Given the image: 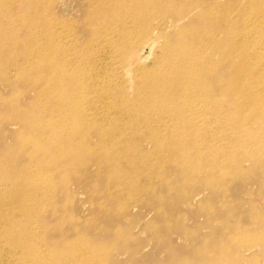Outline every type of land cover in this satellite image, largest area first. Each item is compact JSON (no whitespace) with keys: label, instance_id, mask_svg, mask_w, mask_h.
Masks as SVG:
<instances>
[{"label":"rangeland","instance_id":"1","mask_svg":"<svg viewBox=\"0 0 264 264\" xmlns=\"http://www.w3.org/2000/svg\"><path fill=\"white\" fill-rule=\"evenodd\" d=\"M225 1L217 5L216 0H192L205 13L212 11L219 23L226 17ZM110 17L119 26L125 21L133 26L136 34L130 36L144 43L140 54L141 47H130L129 35L108 40L125 70L110 100L121 113L123 104H135L129 126L124 125L133 133H125L126 138L118 132L124 126L109 125L100 117L94 118V125L93 117L83 119L85 124L70 117L68 122L64 110L75 111V103L82 104L88 92L75 97L82 84L73 85L69 78L58 82L63 63L45 55L61 54V47L51 45L48 37L57 31L87 56L105 36V23L102 27L99 21ZM211 23L205 14L193 16L181 0H0V229L15 239L0 260L264 264V86L256 83L262 68L235 67L238 59L219 60L207 46L202 59L209 69L180 72L173 67L160 72L167 85L152 88V96L165 102L158 114L150 110L148 116L177 120L176 130L147 126L141 122L143 109L137 107L141 91L149 90L136 87V77L157 73L159 64L168 66L173 59L185 60L193 40L207 36ZM215 29L208 30L214 39L221 35ZM235 32L247 31L236 27ZM242 45L236 49L254 51ZM78 60L76 54L73 66L83 67L84 60ZM189 73L202 80L193 91L184 88L191 85ZM244 76L255 86L247 94L235 85ZM88 83L87 89L96 85ZM186 92L190 101L201 100L206 106L193 114L195 127L187 122L189 102L178 104ZM240 97L249 104H240ZM97 108L92 103L87 112ZM224 121L231 131H224ZM240 122L248 124L240 128ZM197 133L198 149L194 143H179L180 135L191 138ZM146 135L168 138L172 144L162 148ZM134 146L139 152L132 153ZM31 226L35 231L28 229ZM25 247L34 254L28 261Z\"/></svg>","mask_w":264,"mask_h":264},{"label":"bare ground","instance_id":"2","mask_svg":"<svg viewBox=\"0 0 264 264\" xmlns=\"http://www.w3.org/2000/svg\"><path fill=\"white\" fill-rule=\"evenodd\" d=\"M181 1L183 4L189 5V7L191 9V13L193 14V16H197L198 14H200V15L205 14L207 17H209L212 20V23L214 22L213 24L211 23L212 25L210 24L209 29L212 27V30H213V26L216 25L218 29H215L214 32H218L221 35L214 39L213 38L214 36L212 35V30L209 32L208 31L209 29H208L206 31L207 33L205 32L207 34V36H205L203 38L199 37V39H196L195 41L192 39L193 40L192 46H194V47H192L190 49V53L187 54V57L185 58V60L177 61V59H173L170 63H168V66L161 67L162 64H159L157 73L142 74V75L136 77V79H137L136 82L133 81L136 84V87L137 86L143 87V89L146 88L149 90V91H144V90L141 91V94H140L141 100L138 103L137 107L140 106L143 109L142 110L143 114L140 116L141 122L145 123L147 126H150V127H163V126H169L170 125V126H173L175 130L178 128L177 127V120L162 118L161 116L153 117L150 119V117L148 116V111H150V110L153 111L154 115L158 114V112L161 108V105H163V103L165 102L164 100L158 101L155 97L152 96L153 93H151L152 88H154L156 86L165 87L167 85L165 80L162 79V77L160 76V74H161L160 72H162V71L167 72V71L171 70L173 67L176 69H180V72H182V70H184V69H188L192 72L194 70V67H201V66H203V67L207 66L205 69H209V63L207 61H204L205 59H202V57L204 55V49L207 46H210V49L212 52H216L217 56H219V60H226L229 58L238 59L237 63L235 64V67H241V66L242 67H251L254 65L255 67H257L259 69L262 68V72L260 75L261 77L257 80L256 83H257V85L264 86V0H226L225 1V7H227L226 11H225L226 17H225V20H223L221 23H219L220 19L214 20L215 16H214L212 11L205 13L202 9L196 8L195 4H193L194 2H192V0H181ZM216 4L219 5L218 0H216ZM184 18L186 19V17H184ZM183 19L181 18L180 21ZM99 22H102V27H103V24L105 23V36H104V38H103V34L100 36V38H99L100 40H99V44H98L99 48L91 50L90 51L91 53L88 54L87 56H85L83 51H80L77 48V46L74 44L73 40L70 39L69 36L62 37V34H60L57 31H53L52 35L50 34V36H48L49 39H51L50 40L51 45H54L57 43L56 47L60 46L62 49V52L59 55H57L54 52H47L48 54H46V52H45V55H47V57H49L51 60H54V61L59 60L63 63V65L59 67V72L61 74L59 77H57L58 79L56 78L57 81L61 80L63 82L64 78H69V79L73 80L72 81V82H74L73 85H76L77 84L76 82L81 83L82 86L77 85V86H80L82 88H81V90H79L75 94V97H77V96L82 97V95L84 93L88 92L87 95L85 96V99L83 100L82 104L75 103V105L77 107L75 111L72 110V112L69 113V110L65 109L64 111H66V112H64V114H63L62 113L63 111H62L61 113L65 116L66 113L68 112L66 117H67V119L70 117L71 121H74V120L78 121V119H79V121H82L83 119H85V121H86V120H90L93 117L92 119L95 120V122L91 121V123L93 125L96 123V119H94L96 117H100V118L104 119V121L106 120V123H108L109 125H113V123L119 124L122 126H124L126 124L128 125V123L130 122V112H133V110L135 108V104L131 105L132 102L123 104L125 106V108L122 109L124 112L121 113L120 111L117 110V105L115 104L116 102L110 100L111 89L115 86V84L117 83V80L119 78H121V76L123 75L125 70L121 66L117 52H114L113 49L109 48L110 43L108 40L110 39L113 41L116 37H118V39L120 40V39H123L124 37L126 38L129 35V38H127V39H129L128 43L130 44V47L131 48L132 47H141L139 49L140 54H142L144 51L143 50L144 49V47H143L144 43H143V40H141V38L140 39H134L132 36H130L132 34H136V32L134 31L135 28H133V26H131L129 23H126V21L123 23L121 22L120 26L116 22L115 17H110V18L106 19L105 21L101 20ZM236 27H242L243 30L245 28L247 31L246 35L245 34L241 35L239 33H236L235 32ZM33 30L31 31L30 36L34 37V41H35V30L34 31ZM222 35L224 37L223 40H222ZM142 36H143V33L140 37H142ZM34 41H31L30 43L32 44V42L34 43ZM239 43H242L243 45L250 46L251 48H253L254 51L252 53L248 52L247 54L242 53V51H238L236 48L238 47ZM194 44H198V46H195ZM42 50H44V48ZM76 54H78V59H79L78 62L84 60V62L81 63L82 65H84L83 67L73 66L74 65L73 63L75 62V59H76ZM45 55H43V56L45 57ZM25 57L28 58L29 56H25ZM47 57H45V58L49 59ZM101 63H104V66L102 68H99V65H101ZM179 75H182L185 77L184 74H179ZM177 78H178V74L172 75L173 81H176ZM188 79H189L191 85L189 86V85L185 84L184 88L185 89L188 88V89H190V91H193V89L196 87V85H200V82H202V80L194 73H189ZM87 80L89 82H92L93 84H96V85L93 87H90L88 89L85 88L89 85ZM178 81L182 82V81H184V79L179 78ZM128 85H129V83H128ZM128 85H127V88H128ZM205 85H202V86L208 87ZM235 85L236 86L241 85L240 87H242V90L245 89L244 92L246 94L248 93V91L251 90V88L255 87L254 82L245 76L243 79H237V81L235 82ZM238 87L239 86H237V88ZM74 89H80V88L75 87ZM44 90H46V89H44ZM242 94H243V92H242ZM185 95H187L188 97ZM189 96H191V93H188V92H186V94L182 93L180 96L181 101L179 100L178 104L180 106H184L185 101L189 102L187 106L189 109L188 111H190V113H189V116L187 117L188 118L187 122L190 125H192L193 127H195V125L193 123H191L193 114L196 115V114L200 113L201 111L206 110V106L204 105L203 101H201V100L190 101L191 99H189ZM243 97H240L241 98L240 104L243 102H244L243 104H249V102H245L246 99H244ZM123 100H121V101H123ZM92 103L94 104V108H97V103H100L101 106L95 110H90L89 112H87L88 111L87 108ZM72 104H73V102L71 101L70 105L72 106ZM68 105L69 104H67V106ZM166 107L167 108L170 107V104H167ZM112 108H114V110H112ZM63 109H61V110H63ZM70 109H71V107H70ZM72 114H73V116H72ZM58 115H59L58 116L59 118L57 117V115H56V118H58V119L63 118L64 119L63 116L61 118L60 114H58ZM72 117L74 119H72ZM70 118H69L68 122H70ZM67 119H65V120H67ZM85 121L84 122L82 121V123L85 124ZM224 122H225V125H224L225 130L224 131H227V132L231 131L230 130V124L227 121H224ZM88 123H90V122H88ZM242 124L246 125V124H248V122H244V123L240 122L238 124V126L240 128L245 126ZM200 125H203V127H205V128L210 127L209 122H202ZM262 126L264 127V125H262ZM199 128H201V127H199ZM119 129H120V127H119ZM74 130H76V128ZM92 130H93V126H92ZM105 130L107 131V129H105ZM130 131H131V129H125V126H124V129H121V131H118V132H119V135H121L123 138L127 133L131 134L132 131L131 132ZM115 134H116V131H115ZM116 135H118V133ZM114 136L115 135L113 133V137ZM121 136L118 138H121ZM180 136H181L180 141L177 140V141H179V143H181L182 141L183 142L185 141V143H187V142H189L191 144L194 143L195 149H198L201 145V139L199 140V138H200L199 133H197L196 135H194L191 138H188L187 136L182 137V135H180ZM180 136H176L175 138L177 139ZM106 137L108 138V134ZM146 137L149 140L153 141V143L155 142L154 143L155 145H159L162 148L164 147L165 143L170 144V145L172 144V143L168 142V138L164 139L162 136H158V135H155V136L149 135L148 136V135H146ZM102 138H103V136H102ZM124 138H126V137H124ZM239 138H240V136H239ZM111 139H112V137H111ZM24 140H25V142L27 141V139H24ZM25 145H27V144H25ZM252 147H254V146H252ZM212 148H213V146H212ZM174 149L177 150V148H170L169 150H174ZM203 150H205V149H203ZM192 151H194V150H192ZM136 152H139V151H138L137 147L134 146L132 149V153H136ZM4 222H6V221H4ZM28 229L29 230L31 229L32 230L31 232H33V231H35L36 227L31 226V228H28ZM1 230L2 229H0V246H1L0 256L2 254H4V256H7L8 252L10 251L9 246L12 245L9 243L12 241L14 242L15 239L12 240L9 236L7 237V234L4 233V232H6L5 230H4V232H2L3 234H1ZM13 232H16V231H13ZM11 234H12V232H11ZM7 244H9V246ZM25 244L27 246L28 243H25ZM14 246H17V245H14ZM32 247L34 248V246H31V248ZM18 248H19V246L17 247V249ZM15 249H16V247H15ZM15 249H12V251H14ZM25 249H27V248L26 247L24 248V253L27 252V255H26L27 258L25 256V258L27 260H25V261H28V257L32 258V256L34 254L31 253V256H30V249L28 248L26 251H25ZM36 249H33V250L35 251ZM6 250H8V251H6ZM3 251H6V252H3ZM22 252H23V250H22ZM17 253L19 255V250L17 251ZM12 255L14 256V254H12ZM21 256L24 257V255H21ZM18 258H20V257H18ZM39 258L41 259V257H39ZM39 258L35 257V260L39 259ZM13 259H16V258L11 257V259H8L6 261L0 260L1 261L0 264H15L14 263L15 260H13ZM40 259L36 260V262L40 261ZM19 260L20 259H18L17 262H19ZM31 260H30V262H31ZM24 263L27 264V262H24ZM28 264H29V262H28ZM30 264H35V263L31 262Z\"/></svg>","mask_w":264,"mask_h":264}]
</instances>
